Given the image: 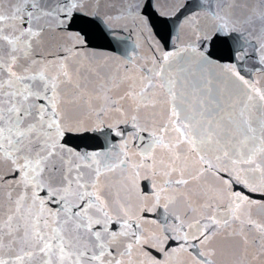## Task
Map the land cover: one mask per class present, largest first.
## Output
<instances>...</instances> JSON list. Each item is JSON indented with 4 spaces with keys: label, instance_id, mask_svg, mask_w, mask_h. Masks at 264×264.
Segmentation results:
<instances>
[{
    "label": "water",
    "instance_id": "obj_1",
    "mask_svg": "<svg viewBox=\"0 0 264 264\" xmlns=\"http://www.w3.org/2000/svg\"><path fill=\"white\" fill-rule=\"evenodd\" d=\"M0 264H264V0H0Z\"/></svg>",
    "mask_w": 264,
    "mask_h": 264
}]
</instances>
